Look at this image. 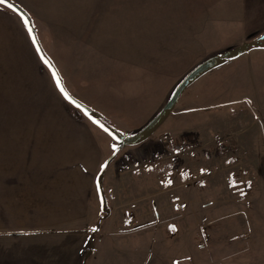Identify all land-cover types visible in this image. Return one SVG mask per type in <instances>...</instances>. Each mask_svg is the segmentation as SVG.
Listing matches in <instances>:
<instances>
[{
  "label": "rangeland",
  "instance_id": "374dc122",
  "mask_svg": "<svg viewBox=\"0 0 264 264\" xmlns=\"http://www.w3.org/2000/svg\"><path fill=\"white\" fill-rule=\"evenodd\" d=\"M11 1L29 14L41 47L69 88L86 70L82 65L95 67L86 87L102 104L119 107L117 114L129 125L156 115L200 63L264 33V0ZM130 56L148 66L145 75L128 76L111 61L125 63ZM8 57L3 71H39L34 75L41 92L48 91L50 72L34 48L25 46L23 60ZM234 63L208 86L193 85L182 96L194 93L201 105L222 106L185 112L181 98L158 125L171 126L176 135L160 137L150 156L141 149L118 154L110 164L115 174L108 172L105 183L102 178L103 196L95 184L86 217H53L50 225H35L26 219L36 217L12 222L0 209V264H131L143 257L138 251L148 239L153 264H238L241 251L264 246V216L241 213L264 208L246 205L247 198L264 196L255 182L256 176L264 180L263 149L241 140L264 135V49ZM101 77L120 79L121 94L109 93ZM1 106L0 95L3 117ZM6 116L16 114L4 111ZM225 136L231 141L222 148L214 139ZM128 183L135 185V196Z\"/></svg>",
  "mask_w": 264,
  "mask_h": 264
},
{
  "label": "crops",
  "instance_id": "0c3cea01",
  "mask_svg": "<svg viewBox=\"0 0 264 264\" xmlns=\"http://www.w3.org/2000/svg\"><path fill=\"white\" fill-rule=\"evenodd\" d=\"M25 46L29 47V50L33 48L35 50L23 21L12 10L0 5V95L1 109H3V117H0V209L12 222L24 217H36L32 220L26 219L35 225H39L40 221L50 225L53 217H67L70 222L71 217L87 216L89 205H93L92 191L100 172V164L111 157L114 153L112 145L115 144L117 148V144L99 126L65 100L55 86L50 71L47 73L50 86L45 93L41 92L44 88L37 80L39 76L34 75L36 71L31 73L32 75H25L22 70H14L11 73L2 70V63L7 62L10 55L16 58L22 55L23 60ZM252 51L244 55H250ZM236 59L205 73L189 87L208 86L213 79L236 67L234 63ZM11 60L16 59L12 57ZM38 60H40L39 56ZM111 61H114L113 64L121 65L128 76L132 73L145 75L148 72V66L136 64L135 56H130L125 63L117 58ZM140 62L142 60H139ZM52 63L55 65L54 62ZM156 65L163 66L160 62ZM82 67L86 70L78 72L77 84L72 90L64 76L58 69L56 70L68 93L89 109L101 114L111 125L110 127H113L112 129L134 134L153 118L155 114L147 120H139L138 124L125 123L121 115L117 114L119 107L102 104L86 87L88 80L93 78L90 72H94L95 67L90 68L88 65ZM110 70L112 72L116 69L110 67ZM244 77L246 78L247 74H244ZM101 78L104 79L103 85L107 86L109 93H114L117 97L121 94L120 79ZM127 80H130V77L125 79ZM107 97L110 100L115 99L112 94H107ZM195 97L196 94L187 93L180 103L181 111H202L222 106L201 105ZM4 111H13L16 117H4ZM177 124L172 122L174 127ZM116 130L114 131L117 132ZM169 131L171 132V126H159L144 141L133 147H124L119 154L141 149L144 154L150 156L153 144L158 142L160 137L166 134L176 135L175 132L169 133ZM241 140L251 143L249 147H256L257 151L263 149L264 152V135H246ZM110 171L113 175L116 169H113V166L107 168L103 177L104 183ZM256 179V188L264 190V180H260L259 176H256ZM114 184L121 193L123 183L118 180ZM134 186L128 183V192L133 196H135ZM246 205L264 207V196L247 198ZM241 213L247 216L253 214L264 216V208H248ZM145 242L147 244L144 243L142 252L138 251L143 257L138 256L131 264H153L150 241L148 239ZM254 248L253 251L251 249L241 251L238 264H264V246ZM175 264H183V262L179 261Z\"/></svg>",
  "mask_w": 264,
  "mask_h": 264
},
{
  "label": "water",
  "instance_id": "95a60500",
  "mask_svg": "<svg viewBox=\"0 0 264 264\" xmlns=\"http://www.w3.org/2000/svg\"><path fill=\"white\" fill-rule=\"evenodd\" d=\"M0 5L8 8L10 10H12V9L7 7V5H12L16 9L15 12L13 11L14 13H16L20 18H21V16H23L25 19H27L29 21V26H31L33 28L32 36H30L31 41L33 43L32 37H35V39L37 41L36 44L33 43V45L35 47V50L37 52V48L40 49V52L39 53L37 52V54H38L40 60L42 61V63L51 72L49 66L46 65L43 62V60L41 59V56H43L47 60H49V58L47 57L46 53L44 52L43 48L41 47V45H40V43L38 41L36 30L33 27V23H32V20H31V17L29 16V14L22 7H20L19 5H17L15 2H13L11 0H4V2L0 3ZM263 42H264V33L261 34L260 36H258L257 38H255L254 40H251V41H249L247 43L242 44L241 46H239L235 50L226 51V52H223V53H221L219 55L212 56V57L206 59L205 61H203L202 63H200L195 68H193L177 84V86L175 87V89L171 93L170 97L168 98V100L166 101L164 106L160 109V111L143 128H141L139 131H137L133 136L121 135V134L113 131L110 127L105 126V125L103 127H101L102 130L104 128H106L108 130L107 132H105L104 130L103 131L117 144L118 147L115 150L117 152V155L119 154V152L124 147L137 145V144L141 143L142 141H144L149 135H151V133H153V131L158 127V125L168 115V113H170L173 110V108L176 106L177 102L179 101V99H180L181 95L184 93V91L193 82H195L197 79H199L202 75H204L205 73L211 71L212 69L216 68L217 66H219V65H221V64H223L225 62H228L230 60H234V59L240 57L241 55H243V54H245V53H247V52H249L251 50L264 49ZM51 64L53 65L52 62H51ZM55 70H56V68H55ZM59 78H60V76H59ZM60 80H61V78H60ZM61 84L64 87L62 80H61ZM64 89L67 92L68 96L71 98V100L74 101L75 103H70L68 100H66V99L65 100L70 105H72L75 108H77L76 107L77 104L80 105V107L77 108V109L79 111H81L85 116H87L91 121H93L94 118L91 116V112H90L91 109H89V107H87L86 105H84L81 102L77 101L74 97H72L68 93V91L66 90L65 87H64ZM109 133H111V135H109ZM113 137H115V139H113ZM105 171H104V173H105ZM104 173L102 175L98 174L97 179H96V186H97L98 183L100 185V189L98 191V194L100 195V197L103 196L102 178H103ZM102 209L103 210L105 209L104 202H102Z\"/></svg>",
  "mask_w": 264,
  "mask_h": 264
},
{
  "label": "snow or ice",
  "instance_id": "6c2138e0",
  "mask_svg": "<svg viewBox=\"0 0 264 264\" xmlns=\"http://www.w3.org/2000/svg\"><path fill=\"white\" fill-rule=\"evenodd\" d=\"M4 0H0V3H3ZM7 7L11 8L12 11H16V9L12 6V5H7ZM21 19L23 21L24 27L27 29L29 36H32V32H33V28L31 26H29V21L27 19H25L23 16H21ZM33 43L36 44L37 41L35 39V37H32ZM37 52H40V49L37 48ZM41 59L43 60V62L49 66L50 70H51V74H52V79L55 82V86L59 89V91L61 92V94L64 96V98L66 100H68L70 103H75L74 101L71 100V98L68 96L67 92L65 91L64 87L61 84V80L59 78V74L58 72L55 70L54 66L51 64V62L49 60H47L45 57L41 56ZM77 108L80 107V105H76ZM87 114V113H86ZM92 123L96 124L97 121L93 120ZM103 127V126H101ZM105 132H107L108 130L106 128L103 129ZM109 135H111V133H109ZM113 139H115V137H113ZM113 151L115 153V149L116 146L115 144L112 145ZM107 168V161H105L104 163L100 164V170L101 172H103L105 169ZM203 171V170H202ZM181 175H184L183 173H181ZM168 184H171V180L168 181ZM100 189V185L99 183L97 184V190L99 191ZM173 231H175V229H172ZM93 231H95V229H93Z\"/></svg>",
  "mask_w": 264,
  "mask_h": 264
},
{
  "label": "trees",
  "instance_id": "16d2710c",
  "mask_svg": "<svg viewBox=\"0 0 264 264\" xmlns=\"http://www.w3.org/2000/svg\"><path fill=\"white\" fill-rule=\"evenodd\" d=\"M263 44H264V42H263ZM90 112H91V116L94 118V120L97 121V123H96L97 126H99L100 128H101V126H104V125L110 127L109 124H108V122H107V120L101 114H99L98 112L93 111V110H90ZM134 134H127V135H124V136H133ZM116 156H117V152L115 151V153H113L111 155V157L107 160V168L110 166V164L113 162V160L115 159ZM104 171L101 172V170H100L99 175H102L104 173Z\"/></svg>",
  "mask_w": 264,
  "mask_h": 264
},
{
  "label": "built area",
  "instance_id": "2783aa9c",
  "mask_svg": "<svg viewBox=\"0 0 264 264\" xmlns=\"http://www.w3.org/2000/svg\"><path fill=\"white\" fill-rule=\"evenodd\" d=\"M214 140L218 146L225 148L230 143L231 138L228 136H225V137H221V138H215ZM178 149L181 150V147H178Z\"/></svg>",
  "mask_w": 264,
  "mask_h": 264
}]
</instances>
